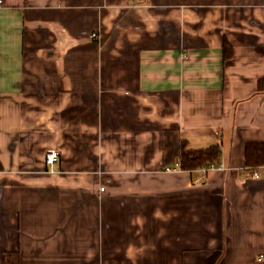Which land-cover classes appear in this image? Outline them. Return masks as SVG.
Segmentation results:
<instances>
[{"label": "crops", "instance_id": "crops-1", "mask_svg": "<svg viewBox=\"0 0 264 264\" xmlns=\"http://www.w3.org/2000/svg\"><path fill=\"white\" fill-rule=\"evenodd\" d=\"M3 1L0 264H264V0Z\"/></svg>", "mask_w": 264, "mask_h": 264}, {"label": "trees", "instance_id": "trees-1", "mask_svg": "<svg viewBox=\"0 0 264 264\" xmlns=\"http://www.w3.org/2000/svg\"><path fill=\"white\" fill-rule=\"evenodd\" d=\"M232 54V47L225 40L224 57L229 59ZM221 148L212 146L207 149L192 150L186 145L182 146L179 154L182 170L207 169L212 165H218L221 160ZM246 158L248 166L256 167L264 164V144L251 143L246 146Z\"/></svg>", "mask_w": 264, "mask_h": 264}, {"label": "built area", "instance_id": "built-area-1", "mask_svg": "<svg viewBox=\"0 0 264 264\" xmlns=\"http://www.w3.org/2000/svg\"><path fill=\"white\" fill-rule=\"evenodd\" d=\"M4 1L0 0V9L3 7ZM96 37V34L93 35ZM61 152L58 149L50 148L46 152L45 156V164H46V173L49 175H57L59 172L58 164L60 162ZM176 169L181 170V160L178 158L176 161V167H168L166 168V172H175ZM203 173H208L209 171L213 170H224V165L219 163L218 165H212L207 169H201ZM248 171L250 172V177L253 179H262L264 177V164L256 166V167H248ZM199 181H202L201 179ZM104 191V188L101 189Z\"/></svg>", "mask_w": 264, "mask_h": 264}]
</instances>
